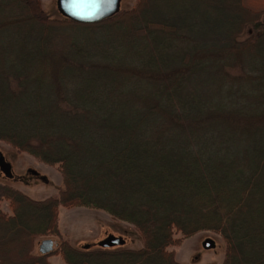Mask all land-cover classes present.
Segmentation results:
<instances>
[{
	"label": "trees",
	"instance_id": "trees-1",
	"mask_svg": "<svg viewBox=\"0 0 264 264\" xmlns=\"http://www.w3.org/2000/svg\"><path fill=\"white\" fill-rule=\"evenodd\" d=\"M263 18L264 0H135L97 23L0 0V140L63 176L46 199L0 184V264H183L170 247L202 230L222 264H264ZM61 206L143 246L41 254Z\"/></svg>",
	"mask_w": 264,
	"mask_h": 264
},
{
	"label": "rangeland",
	"instance_id": "rangeland-1",
	"mask_svg": "<svg viewBox=\"0 0 264 264\" xmlns=\"http://www.w3.org/2000/svg\"><path fill=\"white\" fill-rule=\"evenodd\" d=\"M34 12L41 17L60 18L64 15L58 7L57 0H28ZM135 0H122L121 8L134 5ZM264 19V18H263ZM245 33L243 36H246ZM0 151L11 165L10 174L5 173L0 166V184H9L27 193L35 199H46L59 194L63 186V176L57 165L47 164L28 152H19L9 143L0 140ZM2 208L11 212L9 203L3 201ZM59 228L61 236L47 235L39 239L36 250L45 238L54 240L55 247L61 238L69 239L79 247L96 248L100 242L111 234L122 236L124 244L116 247L140 248L143 239L135 227L125 221H117L103 209L87 206L64 207L59 209ZM177 236L182 237L181 234ZM183 240L174 250L177 259L183 264H222L225 257V241L221 234L212 230H202ZM211 239L212 247H206L205 242ZM51 264H65L61 255H52Z\"/></svg>",
	"mask_w": 264,
	"mask_h": 264
},
{
	"label": "water",
	"instance_id": "water-1",
	"mask_svg": "<svg viewBox=\"0 0 264 264\" xmlns=\"http://www.w3.org/2000/svg\"><path fill=\"white\" fill-rule=\"evenodd\" d=\"M62 14L79 23H97L117 14L122 8V0H57ZM0 166L5 173L10 174L11 165L0 151ZM121 236L109 235L100 242L102 247H113L124 244ZM206 247H212L213 241L208 239ZM55 243L51 238H45L39 245L41 254H49L54 250Z\"/></svg>",
	"mask_w": 264,
	"mask_h": 264
},
{
	"label": "flooded vegetation",
	"instance_id": "flooded-vegetation-1",
	"mask_svg": "<svg viewBox=\"0 0 264 264\" xmlns=\"http://www.w3.org/2000/svg\"><path fill=\"white\" fill-rule=\"evenodd\" d=\"M6 160V159H5Z\"/></svg>",
	"mask_w": 264,
	"mask_h": 264
}]
</instances>
